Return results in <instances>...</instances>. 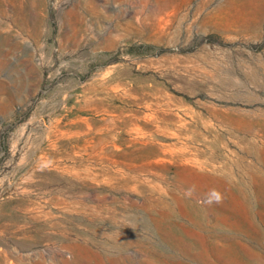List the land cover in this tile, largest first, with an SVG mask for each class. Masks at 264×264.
Masks as SVG:
<instances>
[{"label": "rangeland", "instance_id": "obj_1", "mask_svg": "<svg viewBox=\"0 0 264 264\" xmlns=\"http://www.w3.org/2000/svg\"><path fill=\"white\" fill-rule=\"evenodd\" d=\"M0 264H264V0H0Z\"/></svg>", "mask_w": 264, "mask_h": 264}]
</instances>
